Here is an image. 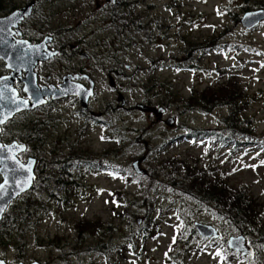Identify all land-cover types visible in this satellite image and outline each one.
<instances>
[{
  "label": "rangeland",
  "instance_id": "1",
  "mask_svg": "<svg viewBox=\"0 0 264 264\" xmlns=\"http://www.w3.org/2000/svg\"><path fill=\"white\" fill-rule=\"evenodd\" d=\"M21 2L22 0H10L11 4L6 7L11 8V5H20ZM107 2L45 0L35 11L34 22L40 24V29L44 32L59 29L75 46L69 48L63 45L58 36L54 39L53 49L94 55V60L90 59L86 64L82 57L72 56L58 61L53 58L38 66V85L48 86V83L60 81L66 63L69 70L85 65L96 83V92L85 110L84 119H79L74 114L75 107L79 108L78 104L67 101L59 103L57 108L51 104L41 109L35 108L28 114L24 112L16 122L11 123L10 132L14 136L18 131L21 133L17 136L23 135L29 120H34V124L46 123L42 122L44 120L53 124L55 121L66 124L62 127L57 124L53 131L55 135L49 140L53 143L52 139H55V145L61 146L53 155L66 165L63 176L58 178L66 186L73 179L79 191L71 196L68 205L51 203L46 207L27 234L24 248L21 245L16 251H4L0 248V260L13 264L20 257L19 263L37 261L40 264H77L67 262L57 255L56 246L74 242L75 237L85 230V226L92 228L111 224L116 229L117 225L125 229L132 222L131 230L136 233L144 224L141 216L137 217L138 220L136 217L128 220L127 217L120 219L114 213H121L125 209L123 206L126 200L139 195L145 198L148 195V201L156 206L155 210L165 214L163 220H160V234L146 241L143 251L137 247L131 250L129 256L123 253L116 255L113 262L219 264L216 257L221 254L217 255L216 246L205 244L204 241L196 248H189L182 256L179 254L182 253V248H176L173 241L176 240L177 232L183 229L181 220L190 228L196 222L212 227L222 237L219 245L224 238L228 241L241 234L237 235L235 230H230L229 224L219 222L212 211L211 213L198 207L184 199V195L172 193L164 181L189 169H194L195 173L204 169L209 175H223L226 184L246 191L257 206L264 208V20L253 27V21L247 20V29L240 23L246 13L264 10V0H120L117 3L122 5L119 9H115V5L111 7ZM129 3L135 4L133 13L137 15L139 23L146 26L144 35L139 28H124L119 22V16L113 14L130 13ZM26 23L27 29L31 21ZM149 28L153 30L151 41H148ZM210 37L218 39L217 44L224 46L200 55L198 66L193 70L187 63L176 68L184 61L182 50L185 46L182 38L200 42ZM126 42L121 53L118 52V47L111 48L113 44ZM229 43L234 46V50L228 46ZM236 47H242L243 50L236 51ZM59 65L61 70L57 68ZM216 69L230 70L235 76V82L246 90L250 99L238 119L242 121L241 127L242 123H247V127L253 131V138L251 141L247 138L240 140L243 143L241 146L235 147L229 144L230 141H222L223 137L230 138L228 130L224 131L222 126V119L228 112L226 108L217 106L206 113L199 109L187 113L186 110L174 107V104L170 107L161 104L167 97L164 93L166 88H154L152 94L156 92V95L145 94L142 90L143 84L153 77L157 83L169 82L174 91L179 93L178 96L185 100L189 99L193 91H207V85L224 87L208 90L215 94L220 91L232 92V89L226 88L228 80L215 82L212 73ZM1 71L3 69L0 63V75ZM107 76H110L117 90L125 97L127 104L124 107L118 108L120 103L117 91L110 86ZM208 78H212L214 82L209 83ZM197 97L200 98L199 95ZM144 100H151L155 110L160 107L158 104L165 106L167 113L166 117H162L163 121L156 113L154 117H146L145 112L134 107ZM62 105L66 108L62 110L66 117L62 115L55 119ZM166 121L168 123L164 124ZM195 130L199 132H194ZM50 131L48 129L47 133L52 134ZM10 132L4 134L6 144L11 143ZM201 132L206 134L200 136ZM140 135L144 137L140 139ZM136 138L140 139L139 145L133 144L137 141ZM68 149L74 152L70 159ZM52 158L50 153L44 159L50 161ZM135 161L140 163L139 168L144 173L139 180L131 177L127 181L122 176H107L104 171L99 170L100 167H109L124 175L123 170L133 172L132 164ZM37 169L43 170L41 163ZM69 172L77 173L76 178H72ZM36 174L41 175L40 171H36ZM149 182H155L157 188H150V191L142 188H149ZM114 194L113 198L121 202L118 209L113 208L114 203L110 200ZM185 209L188 213L191 211V217L183 214V219L180 220L176 216L179 212L184 213ZM118 235L119 231L116 230L114 238H118ZM86 236L87 234L83 238ZM136 239L140 241V238ZM86 241L90 245L94 242L88 237ZM210 242L214 243L212 240ZM250 247L257 251L254 246ZM262 255L258 259L264 262ZM82 257L86 264L102 263L97 261V254ZM225 261L227 264H241L247 260L228 257Z\"/></svg>",
  "mask_w": 264,
  "mask_h": 264
},
{
  "label": "trees",
  "instance_id": "2",
  "mask_svg": "<svg viewBox=\"0 0 264 264\" xmlns=\"http://www.w3.org/2000/svg\"><path fill=\"white\" fill-rule=\"evenodd\" d=\"M7 4H11L10 0H0V16L12 12L17 7L16 4H13L11 5V8H8L6 7ZM129 5L131 7L130 13L124 12L123 15H120L115 12L113 14L119 16V22L124 28L126 26L133 30L139 28L144 34L143 30L146 26L141 25L138 21L137 15L133 13L132 8L135 7V4L129 3ZM156 25L159 26V23H156ZM164 28L169 29V27L166 26ZM147 32L149 34L148 41H151L153 39V30L149 28V31ZM182 40L185 46L182 50L184 61H182L180 65L178 64L176 68L185 66V63H187L190 64V69L193 70L198 66L200 55L203 56L220 46H224L217 44L218 39H213L211 37L200 42H194L188 38H182ZM228 46L234 50V46L231 44ZM113 47L120 48V45L113 44L111 48ZM237 50H243V48L236 47V51ZM215 73H217L220 78H227L226 80L228 81L225 84H229L226 88L232 89V92L220 91L215 94L208 90L223 89L224 87H217L220 85H207L205 88L207 91H200L201 94L200 92L193 91V93L190 94L189 99L185 100L178 96L179 93L174 91L169 82L168 84L157 83L156 79L153 77L149 78L147 82L143 84L142 90L145 94L156 95V92L152 94V91H155L154 88H166L164 89V93L167 94V97L161 101V104L166 107H170L174 104V107H178L182 111L186 110L185 112L187 113L198 109L206 113L217 106L226 108L228 112L222 119V126L224 127V131L225 129L228 130L230 138L223 137L222 141H230L231 143L229 144H232V146L235 147L241 146L243 143L240 140L247 138L251 141L253 138V131H250L247 127V123H242L241 127L242 121H239L240 119H238V116L241 115L246 105L249 104L250 99L247 97L246 90L235 82V76H232L231 73L225 69H216ZM198 95L200 98L197 97ZM161 104L158 105L161 106ZM36 125L37 124H34V120H29L26 124L25 135L23 136L26 137L28 145H30L31 142L32 144L30 150L27 151L29 154L27 152L25 153L26 156L24 155V160L27 159L26 157L35 158L37 161L36 171H40L41 175H37L33 187L28 194L26 193L18 198L9 206L0 222V248L4 249V251L7 249H9V251H16L17 247L20 245L24 248L27 234L35 223V220L46 209V207H49L51 203L58 206L68 205L70 199L69 189L61 181V178H58L59 176H63V172L65 171L63 164L65 163L64 161H61L60 158L55 159L53 154L58 150L57 147L52 145L49 136L45 135ZM194 132L199 131L195 130ZM199 134L202 136L206 134V132H201ZM142 137H144V135L139 136L140 139ZM117 139H119V137ZM20 141H22V139ZM256 142L262 144L260 141L256 140ZM120 145H122V143H120ZM32 147L38 153H33ZM143 150L144 152L146 151L144 147ZM50 153L53 158L50 161H46L44 158ZM39 163L42 164L43 170L37 169ZM106 169L118 172V170H113L109 167H106ZM186 170L187 168L185 167V171ZM205 171L206 170L204 169H200L195 173L194 169H189L185 173L165 180L164 184L167 183L166 187L172 193L184 195V199L190 200L191 203L197 204L198 207L204 210L212 211L213 213H211L214 214L213 216L216 217L219 222L229 224L231 228L230 230H235L237 235H245L249 244L254 246L257 251H255L256 256L253 260H247L243 263L241 262V264H264V262L258 259L261 254L264 256V208L257 206L246 191L226 184L223 175L213 176ZM123 174L126 175L128 180L131 177L135 178V180L142 179V177H138L133 172L123 170ZM154 184L155 182H149V188L146 186H143L142 188H145L146 191H150V188L154 190V188H157ZM148 200V195H146L145 198H142L139 195L131 200H126V202H124L125 206H123L125 209H122L121 213H114V215H117L120 219L127 217L128 220H131L132 217L137 218L138 216H141L144 224L140 226L136 233L131 230L132 222L125 229L119 228L118 225L116 229L111 224L99 227L93 226L92 228L85 226V230L82 231L80 236L77 235L75 237L74 242H68L67 244L56 246L58 249L57 255H60L62 259H65L67 262L73 261L77 264H86V261H84L85 258L82 257L83 255L97 254V261H102V263L99 264H117L116 262H113L116 255L118 256V254L123 253V255L129 256L131 250H135L137 247L143 251L146 241H149L158 233L160 234V220H163L162 218L165 216L164 213L155 210L156 206L152 201L150 202ZM114 202L116 206H121V202H119L117 198L114 199ZM142 210H144V213H142ZM183 214L189 218L191 217V211L188 213L187 209H185L184 213L179 212V215L176 217L181 220L183 219ZM137 220L136 224L138 222ZM181 222L183 223V229L177 232L175 244L176 248H182L180 250L182 253H179L182 256L189 248L200 246L202 243L201 241L204 240L198 236L195 229L188 227V224H186L185 221V223L183 220H181ZM116 230L119 231V235L118 238L115 239L114 234ZM125 232H127V234H125ZM85 234H87V236L83 238ZM133 234L135 235V238H133ZM87 237L94 240L92 245L87 243ZM136 237L140 238V241H137ZM219 241L212 240V242L217 243L218 246L214 243L209 245L218 248L217 252L221 254L220 264H227L225 259L228 257L246 260L237 253L227 249L225 238L220 245ZM133 254L135 255L134 251ZM18 258L20 257H17L13 264H17L21 261V259ZM171 261H169V263H171Z\"/></svg>",
  "mask_w": 264,
  "mask_h": 264
},
{
  "label": "water",
  "instance_id": "3",
  "mask_svg": "<svg viewBox=\"0 0 264 264\" xmlns=\"http://www.w3.org/2000/svg\"><path fill=\"white\" fill-rule=\"evenodd\" d=\"M114 3V0H109ZM32 5L21 10L14 11L4 18H0V61L4 63L8 75L0 77V132L1 127L18 113L33 111L46 103L52 96L53 100H59L70 96H78L83 109L86 107L87 99L92 95V87L84 91L73 82L76 76H67L60 85V90L53 87L37 86L35 68L39 63H46L57 55L46 48L49 38L38 45H33L26 40H20L18 26L31 16ZM253 21V26L264 20V10L251 12L244 15L241 20L245 28H249L246 21ZM22 85L25 98H19L15 85ZM62 87V89H61ZM80 90V91H78ZM82 91V92H81ZM56 94V95H55ZM80 94V95H79ZM26 101L27 103H21ZM123 104V102H122ZM159 115L164 113L163 109L157 111ZM171 121L172 120H168ZM168 123L167 121L165 122ZM170 123V122H169ZM25 151L24 146L15 142L10 145H2L0 142V221L9 205L18 197L25 194L31 188L35 178L33 173L34 160H28L24 165L18 160V156ZM133 168L136 174L142 175L139 163L135 162ZM7 181V183H5ZM197 234L204 239H218L220 236L215 229L207 225L194 223ZM229 242H232L229 244ZM230 250L242 257L253 258L254 251L249 248L243 235L231 237L227 241ZM0 264H6L0 261ZM37 264V263H33Z\"/></svg>",
  "mask_w": 264,
  "mask_h": 264
},
{
  "label": "flooded vegetation",
  "instance_id": "4",
  "mask_svg": "<svg viewBox=\"0 0 264 264\" xmlns=\"http://www.w3.org/2000/svg\"><path fill=\"white\" fill-rule=\"evenodd\" d=\"M43 1H45V0H22V2L21 3H19L20 5H17V8H22V7H24V6H27L28 4L29 5H32V14H31V19L29 20V21H32V24H30V26L26 29V27H27V23H26V21L27 20H25L24 22H22V24H20V26H19V32H20V34H21V36H20V39L21 40H26L27 42H29V43H31V44H33V45H38V44H40L41 42H43L45 39H47V38H49L50 40H48V43L46 44V48L48 49V50H50V51H52V52H57V55L55 56V57H53L52 59L53 60H56V61H58V60H60V59H62V60H67V58H71L72 56H74V57H82V59L84 60V62H85V64L87 63V62H89L90 61V59L91 60H94V55L93 54H91L90 53V55L89 54H87L86 52H75V51H73V52H65V51H63L62 49H59V50H57V49H53L54 48V39H57L58 38V36H59V38L62 40V44L63 45H66V46H68L69 48H72V43H71V40H68L67 38H65L64 36H63V33L62 32H59V29H51V30H49V31H43V29L41 28L40 29V25H39V23H36L35 24V22L33 21V17L35 16V14H36V10L38 9V6L40 5V3L41 2H43ZM108 2V4L111 6V7H114V5L116 6V7H114L115 9H119V8H121V6L122 5H118L117 3L119 2L120 3V0H114V3H111L109 0H107ZM108 8V7H107ZM36 11V12H35ZM111 11V10H110ZM41 30L43 31V32H41ZM73 47H75V46H73ZM82 49H80V51H81ZM113 50H111V52H112ZM73 57V58H74ZM52 59H50L48 62H50ZM47 62V63H48ZM40 65H42V63H39L38 65H37V67L38 66H40ZM61 65H62V63H61ZM67 63H66V65L64 66L65 68V70L64 69H62V71L64 72V74L61 76V78H60V81H56V82H51V83H48V86H53V88H58L59 87V85L61 84V82H62V80H63V78L65 77V76H76V77H78V78H76L75 80H74V82L77 84V85H79L84 91H86V90H88L90 87H92V95L87 99V104H86V107L83 109V108H78V107H75V109H74V114L76 115V117H78L79 119H84L85 118V113H86V111L85 110H87V108H88V106H89V102L90 101H92V98L95 96V92H96V83L94 82V80L92 79V77L90 76V71H89V69H87L86 67H85V65L84 66H76V68H75V70H69V69H67ZM37 67H36V70H35V72H36V74H37ZM57 68H58V70H61L60 69V65L59 66H57ZM2 69H3V71H1V75H0V77L1 76H6V75H8L9 74V72H7L6 70H5V68H4V65L2 64ZM109 81H110V76H107L106 77ZM38 82H39V80L37 79V85H38ZM40 83V82H39ZM45 85H47V84H45ZM39 86H44L43 84L42 85H40L39 84ZM114 89H116L115 91H117V95L119 96L121 93L117 90V88H116V84H115V86L113 87ZM15 89H16V91H17V94H18V96H19V98H24V94L22 93V87L20 86V85H16L15 86ZM64 100H66L65 102H67V101H71V102H74L75 104H78V106L80 107V102H79V99H78V97H76V96H70L69 98H66V99H64ZM48 103H54V104H57L56 102H53V101H49ZM126 104H127V102H126ZM120 106H118V108H119ZM134 107H138V109H140V110H143V112H145L147 115H146V117H154V114H155V109H154V106H153V104H152V102H151V100H144L139 106H136V105H134ZM57 108V107H56ZM63 113H65V112H62V110L61 109H59L58 111H57V114L55 115V119H58L60 116H62V115H64V117H66L65 116V114H63ZM166 113H167V111H166ZM24 113H18V114H16L15 116H13V118L12 119H10L9 121H7L2 127H1V132H0V139H1V141H2V143L3 144H6V142L5 141H3L4 139H5V137H4V134H6L7 132H10L11 131V123L14 121V122H16L17 120V118L18 117H20V116H22ZM163 118L164 117H166V115L165 116H162ZM162 117L160 118L161 119V121H163L162 120ZM55 123H61V122H58V121H55ZM62 125L63 126H65L66 124H63L62 123ZM140 132H142V131H140ZM19 133H21V131H18L17 132V134H16V136H14L13 135V132H10V137L11 138H15V137H17V135L19 134ZM136 140L137 141H134V145H139V141H140V139L139 138H136ZM72 145V144H71ZM61 146H57V149H59ZM68 151H69V149H68ZM73 153L74 152H72V151H69V156H68V158H70L72 155H73ZM144 174V173H143ZM248 242V241H247ZM204 243L205 244H210L211 242H210V240H204ZM249 243V242H248ZM256 255L254 254V257H255ZM254 257L253 258H250V259H248V258H244V259H248V260H253L254 259Z\"/></svg>",
  "mask_w": 264,
  "mask_h": 264
},
{
  "label": "snow or ice",
  "instance_id": "5",
  "mask_svg": "<svg viewBox=\"0 0 264 264\" xmlns=\"http://www.w3.org/2000/svg\"><path fill=\"white\" fill-rule=\"evenodd\" d=\"M218 14H220V13L218 12ZM262 66H264V65H262ZM0 95H2V94H0ZM21 103H27V102L26 101H22ZM0 123H3V120H0ZM262 163H264V162H262ZM5 183H7V181H5ZM0 187H2V186H0ZM173 242H175V240ZM231 243L232 242H229V244H231ZM217 255H220V253L217 252Z\"/></svg>",
  "mask_w": 264,
  "mask_h": 264
},
{
  "label": "bare ground",
  "instance_id": "6",
  "mask_svg": "<svg viewBox=\"0 0 264 264\" xmlns=\"http://www.w3.org/2000/svg\"><path fill=\"white\" fill-rule=\"evenodd\" d=\"M79 91V90H78Z\"/></svg>",
  "mask_w": 264,
  "mask_h": 264
}]
</instances>
